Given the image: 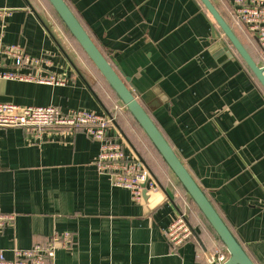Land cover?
<instances>
[{
    "label": "crops",
    "instance_id": "crops-1",
    "mask_svg": "<svg viewBox=\"0 0 264 264\" xmlns=\"http://www.w3.org/2000/svg\"><path fill=\"white\" fill-rule=\"evenodd\" d=\"M260 66L257 43L210 0ZM98 50L140 95L143 106L254 264H264V91L231 47L220 45L198 0H65ZM44 8V7H43ZM35 0H0L3 43L37 67L1 59L0 72L55 75L63 86L0 79V103L86 110L113 117L109 136L140 159L157 183L141 202L99 174V144L81 130L0 129V233L15 249L57 242L48 264H209L226 254L184 192L53 11ZM214 28V29H213ZM151 148V149H150ZM189 199V198H188ZM186 216L193 236L173 247L165 232Z\"/></svg>",
    "mask_w": 264,
    "mask_h": 264
},
{
    "label": "built area",
    "instance_id": "built-area-1",
    "mask_svg": "<svg viewBox=\"0 0 264 264\" xmlns=\"http://www.w3.org/2000/svg\"><path fill=\"white\" fill-rule=\"evenodd\" d=\"M234 19L257 43L261 57V67L264 68V0H229ZM13 61L16 68L37 67L41 60L25 54L17 45L3 43L0 33V61ZM0 79L9 81L29 82L38 84L63 86L65 80L55 75L24 76L15 72H0ZM113 117L96 115L86 110H70L62 112L53 106L21 107L13 104L0 103V129L23 128L40 135L47 130L66 129L81 130L88 138L99 144V155L96 161L97 171L109 177L114 187L127 190L134 202L142 201L145 193L155 191L157 183L148 169L132 154H126L124 146L109 136L113 126ZM13 215L0 214V233L3 228L13 222ZM193 230L186 216L179 214L165 232V237L173 247H180L192 238ZM62 247L69 246V233L55 234L51 242L36 244L30 249H15L13 257L7 259L0 250V264H48L55 256V243ZM210 258L215 264H224L227 254L217 253Z\"/></svg>",
    "mask_w": 264,
    "mask_h": 264
},
{
    "label": "water",
    "instance_id": "water-1",
    "mask_svg": "<svg viewBox=\"0 0 264 264\" xmlns=\"http://www.w3.org/2000/svg\"><path fill=\"white\" fill-rule=\"evenodd\" d=\"M198 1L216 25L217 30L214 31L216 38H223L220 45L224 48L231 47L235 51L264 91V68L254 61L229 23L221 16L211 1ZM46 2L117 100L141 129L178 185L214 232L227 254L224 264H254L143 106V103L148 102L150 94L140 95L129 89L128 78L122 79L119 76L109 60L98 50L65 0H46ZM139 161L144 165L140 159ZM209 264H215L211 258Z\"/></svg>",
    "mask_w": 264,
    "mask_h": 264
},
{
    "label": "rangeland",
    "instance_id": "rangeland-1",
    "mask_svg": "<svg viewBox=\"0 0 264 264\" xmlns=\"http://www.w3.org/2000/svg\"><path fill=\"white\" fill-rule=\"evenodd\" d=\"M35 2L37 3V4H39L42 8L44 7L46 10H48V11H52L51 10V8L49 7V5H48V3L45 1V0H35ZM43 8V9H44ZM124 109V108H123ZM151 149V148H150ZM153 151V150H152ZM184 195L186 196V194L184 193ZM187 197V196H186ZM186 200H188L189 202H190V207L192 208V210L194 211V213H196V215L198 216V218L200 219V221H202V223H204L203 222V220H202V218L200 217V215H198V213L196 212V210H195V208L193 207V205H192V203H191V201L188 199V197H187V199Z\"/></svg>",
    "mask_w": 264,
    "mask_h": 264
},
{
    "label": "trees",
    "instance_id": "trees-1",
    "mask_svg": "<svg viewBox=\"0 0 264 264\" xmlns=\"http://www.w3.org/2000/svg\"><path fill=\"white\" fill-rule=\"evenodd\" d=\"M46 1V0H45ZM50 7V6H49ZM51 8V7H50ZM52 10V9H51ZM63 26V25H62ZM65 29V28H64ZM66 31V30H65ZM67 32V31H66ZM68 33V32H67ZM69 35V33H68ZM70 36V35H69ZM71 37V36H70ZM72 39V38H71ZM73 40V39H72ZM76 43V42H75ZM98 73V72H97ZM100 76V75H99ZM101 77V76H100ZM104 81V80H103ZM107 85V84H106ZM112 92V91H111ZM113 93V92H112ZM129 115V114H128ZM131 118V117H130ZM132 119V118H131ZM133 123L138 127V125L135 123V121L132 119ZM138 129L141 131V129L138 127ZM142 132V131H141ZM144 135V134H143ZM145 136V135H144ZM146 138V137H145ZM147 139V138H146ZM148 144L150 145V147L153 149V151L156 153V155L159 157V155L157 154V152L154 150V148L152 147V145L150 144V142L147 140ZM160 158V157H159ZM181 188V187H180ZM183 191V190H182ZM184 192V191H183ZM192 203V202H191ZM193 205V203H192ZM193 207L195 208L196 212L198 213V215H200V217L202 218L204 224L211 230V228L209 227V225L206 223V221L204 220V218L202 217V215L200 214V212L197 210V208L193 205ZM212 231V230H211ZM213 232V231H212ZM214 234V232H213ZM215 235V234H214ZM216 236V235H215ZM217 238V237H216ZM218 240V239H217ZM219 242V241H218ZM220 243V242H219Z\"/></svg>",
    "mask_w": 264,
    "mask_h": 264
}]
</instances>
